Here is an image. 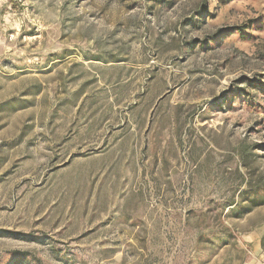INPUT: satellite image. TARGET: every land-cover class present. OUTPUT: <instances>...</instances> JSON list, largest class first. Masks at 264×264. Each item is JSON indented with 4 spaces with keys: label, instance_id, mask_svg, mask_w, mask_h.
<instances>
[{
    "label": "rangeland",
    "instance_id": "obj_1",
    "mask_svg": "<svg viewBox=\"0 0 264 264\" xmlns=\"http://www.w3.org/2000/svg\"><path fill=\"white\" fill-rule=\"evenodd\" d=\"M0 264H264V0H0Z\"/></svg>",
    "mask_w": 264,
    "mask_h": 264
}]
</instances>
